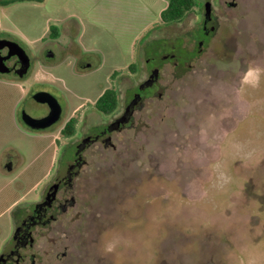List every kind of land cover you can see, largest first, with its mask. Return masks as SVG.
<instances>
[{
    "label": "rangeland",
    "instance_id": "374dc122",
    "mask_svg": "<svg viewBox=\"0 0 264 264\" xmlns=\"http://www.w3.org/2000/svg\"><path fill=\"white\" fill-rule=\"evenodd\" d=\"M81 1L0 0V32L33 63L23 88L67 100L68 115L111 72L129 74L130 86L141 80L153 45L192 38L202 12L197 4L164 25L168 0ZM215 2L218 27L203 53L181 75L165 65L162 94L145 101L134 127L113 136V148L86 153L81 239L52 264H264V0ZM63 26L70 37L50 36ZM28 105L32 115L42 109ZM42 146L18 135L12 171L0 156L3 226L56 161Z\"/></svg>",
    "mask_w": 264,
    "mask_h": 264
},
{
    "label": "flooded vegetation",
    "instance_id": "af4514ba",
    "mask_svg": "<svg viewBox=\"0 0 264 264\" xmlns=\"http://www.w3.org/2000/svg\"><path fill=\"white\" fill-rule=\"evenodd\" d=\"M196 2L202 12L192 38L176 37L169 42L162 39L153 45L154 55L145 59L141 80L130 86L129 74L119 73L114 77V72H111L106 76L105 83L99 84L93 98L84 100L72 109L70 115L67 100L60 101L46 91L34 92L31 82L23 88V82L29 80L32 74V60L27 55L29 68L26 74L21 75L24 67L20 58L4 42L16 41L8 33L0 32V156L9 155L4 168L13 170L12 155L17 154L18 135L32 142H41L45 151L53 146L57 153L54 165L42 175L35 196L28 195L27 198L32 197L15 201L4 226L0 212V235H5L0 241V264H52L71 256L72 247L78 244L82 234L77 193L82 169L87 164L86 153L97 145L105 149L113 148L112 137L134 127L135 115L142 110L145 101L161 96L163 67L169 64L175 75H181L187 70V64L209 45L218 27L214 9L216 2ZM224 3L230 9L237 6L235 2ZM206 4L209 6L207 16ZM83 68L80 66V69ZM18 86L25 90L21 102L17 100ZM107 92L105 113L99 111L96 105ZM37 93H46L42 95L46 100L44 103L34 99ZM29 101L42 107L36 115L30 113ZM58 110L59 118L50 124ZM126 115H129L128 120Z\"/></svg>",
    "mask_w": 264,
    "mask_h": 264
},
{
    "label": "trees",
    "instance_id": "16d2710c",
    "mask_svg": "<svg viewBox=\"0 0 264 264\" xmlns=\"http://www.w3.org/2000/svg\"><path fill=\"white\" fill-rule=\"evenodd\" d=\"M197 6L196 0H168L167 6L160 13V21L164 25L176 23L184 19V17ZM50 36L53 38L58 37L56 29H50ZM135 64H130L129 69L134 70ZM135 72H133L134 74ZM114 75H116L114 73ZM115 77V76H114ZM109 95L105 93L98 101L96 107L99 111L105 112L104 103ZM114 103L116 104V93H114ZM103 105V108L102 106ZM106 113V112H105Z\"/></svg>",
    "mask_w": 264,
    "mask_h": 264
},
{
    "label": "water",
    "instance_id": "95a60500",
    "mask_svg": "<svg viewBox=\"0 0 264 264\" xmlns=\"http://www.w3.org/2000/svg\"><path fill=\"white\" fill-rule=\"evenodd\" d=\"M233 5H235V4H233ZM207 15H209V6H208V4H206V16ZM4 42H7L9 44L10 49L12 50V53L16 54L20 58V60L22 62V65L24 67L23 72H22L21 75L26 74L27 71H28V68H29V58H28L26 52L16 42H9V41H4ZM49 57H52V55H49ZM43 94H46V93H37V94H35L34 95V99L37 102H39V103H44L46 100H44V98H42ZM51 98H53V97H51ZM53 100H55V99L53 98ZM54 102L57 103L56 100ZM59 116H60V111L58 110L56 112L55 116H54V119L50 122V124L56 122L57 119L59 118ZM128 118H129V115H126V119L127 120H128ZM125 122L126 121H124L123 123H125Z\"/></svg>",
    "mask_w": 264,
    "mask_h": 264
},
{
    "label": "crops",
    "instance_id": "0c3cea01",
    "mask_svg": "<svg viewBox=\"0 0 264 264\" xmlns=\"http://www.w3.org/2000/svg\"><path fill=\"white\" fill-rule=\"evenodd\" d=\"M83 4H88L90 3V0H82L81 1ZM165 8L160 10V13L162 10H164ZM73 28L71 26H63V28L58 32V37L60 38L62 37H70L73 33ZM69 35V36H68ZM57 37V38H58Z\"/></svg>",
    "mask_w": 264,
    "mask_h": 264
},
{
    "label": "clouds",
    "instance_id": "9594fccd",
    "mask_svg": "<svg viewBox=\"0 0 264 264\" xmlns=\"http://www.w3.org/2000/svg\"><path fill=\"white\" fill-rule=\"evenodd\" d=\"M255 71V70H254Z\"/></svg>",
    "mask_w": 264,
    "mask_h": 264
}]
</instances>
